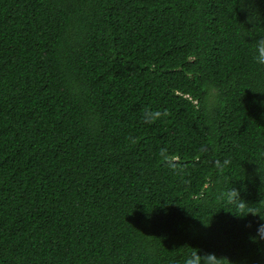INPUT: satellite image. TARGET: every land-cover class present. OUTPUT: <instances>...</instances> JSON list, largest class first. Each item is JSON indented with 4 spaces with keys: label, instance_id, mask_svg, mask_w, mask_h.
<instances>
[{
    "label": "trees",
    "instance_id": "obj_1",
    "mask_svg": "<svg viewBox=\"0 0 264 264\" xmlns=\"http://www.w3.org/2000/svg\"><path fill=\"white\" fill-rule=\"evenodd\" d=\"M260 38L264 0H0V264H264Z\"/></svg>",
    "mask_w": 264,
    "mask_h": 264
},
{
    "label": "clouds",
    "instance_id": "obj_2",
    "mask_svg": "<svg viewBox=\"0 0 264 264\" xmlns=\"http://www.w3.org/2000/svg\"><path fill=\"white\" fill-rule=\"evenodd\" d=\"M254 60H255V62L257 64L264 65V38H260V39L256 40V42H255V46H254ZM260 103L264 104V101H260ZM160 115H161V113L159 111H155V112H147L146 111L145 119L147 120V122H151L152 120L158 118ZM257 171L260 174L261 181L264 182V171L260 170V165H259V168H258ZM257 231L259 233V236L254 238V239H264V224H261L259 226V228L257 229ZM207 256L216 257L215 255H212V254L205 255V256H202V257H207ZM189 264H190V262H189Z\"/></svg>",
    "mask_w": 264,
    "mask_h": 264
}]
</instances>
